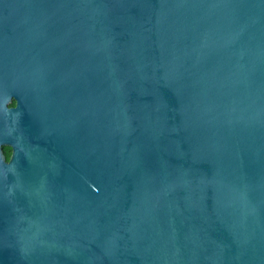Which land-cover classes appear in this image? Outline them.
<instances>
[{"label": "water", "instance_id": "1", "mask_svg": "<svg viewBox=\"0 0 264 264\" xmlns=\"http://www.w3.org/2000/svg\"><path fill=\"white\" fill-rule=\"evenodd\" d=\"M0 141V264H264V0H0Z\"/></svg>", "mask_w": 264, "mask_h": 264}, {"label": "flooded vegetation", "instance_id": "2", "mask_svg": "<svg viewBox=\"0 0 264 264\" xmlns=\"http://www.w3.org/2000/svg\"><path fill=\"white\" fill-rule=\"evenodd\" d=\"M7 145L5 142L0 141V213H1V207H2V202L4 199V194H3V174H2V165L5 163L8 158H7ZM11 149V148H10ZM12 152V150H11Z\"/></svg>", "mask_w": 264, "mask_h": 264}, {"label": "trees", "instance_id": "3", "mask_svg": "<svg viewBox=\"0 0 264 264\" xmlns=\"http://www.w3.org/2000/svg\"><path fill=\"white\" fill-rule=\"evenodd\" d=\"M12 105H15V101L12 102ZM11 156V149L10 147H7V158L9 159Z\"/></svg>", "mask_w": 264, "mask_h": 264}]
</instances>
